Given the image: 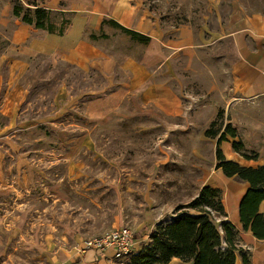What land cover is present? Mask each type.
<instances>
[{
  "label": "rangeland",
  "instance_id": "374dc122",
  "mask_svg": "<svg viewBox=\"0 0 264 264\" xmlns=\"http://www.w3.org/2000/svg\"><path fill=\"white\" fill-rule=\"evenodd\" d=\"M128 1L156 17L151 45L101 27L92 61L77 65L62 51L32 52L15 43L22 23L30 36L46 30L14 16L13 6L32 17L33 4L48 9L57 31L83 0H0V264H75L87 251H94L91 264H104L84 242L120 227L133 233L135 246L128 257L110 258L129 264L159 223L203 209L186 204L218 181L217 137L206 136L208 129L230 123L236 136L228 141L259 156L264 97L223 90L234 50L218 34L232 12L238 20L264 15V0ZM104 48L118 54L108 70ZM149 49L166 58L141 62ZM148 80L168 84L180 109L152 101ZM119 88L120 103L106 104ZM210 213L221 232L225 219Z\"/></svg>",
  "mask_w": 264,
  "mask_h": 264
},
{
  "label": "crops",
  "instance_id": "0c3cea01",
  "mask_svg": "<svg viewBox=\"0 0 264 264\" xmlns=\"http://www.w3.org/2000/svg\"><path fill=\"white\" fill-rule=\"evenodd\" d=\"M73 1V0H70ZM76 3V0H74ZM84 6L74 5L73 11L77 13L71 19L70 25L66 31L59 35L57 33L45 32L42 36H30L28 25L18 24V29L14 32L15 43L22 44L32 52L40 53H57L61 52L70 62L77 65H85L87 61H92L94 39L89 37L90 34H97L98 30L103 27L104 33L118 30L106 23L102 25L103 19H113L121 25L148 35L151 45L154 32L156 31V17L151 16L141 10L137 5H132L128 0H83ZM80 7V8H79ZM238 24V25H237ZM89 27L90 34L86 35L85 27ZM226 28L227 30L225 31ZM36 29V28H35ZM36 31V30H34ZM219 37H226L231 41L234 50V58L230 62L229 79L224 87L225 92H231L233 95L240 96L243 99H260L264 97V15L255 13L243 18H237L235 12H232L228 19L227 25L221 29ZM97 38V37H96ZM97 42V40H96ZM118 52V51H117ZM114 53V52H113ZM118 54L110 55V51L104 48V67L109 66V59L116 57ZM160 55V57L158 56ZM161 55L165 56L162 51L149 49L144 55L143 63L157 62ZM137 61V69L140 70L141 62ZM133 63H135L133 61ZM105 70V69H104ZM150 77H152L150 75ZM145 87L146 94L151 100L158 105L170 104L179 107L178 97L168 84L150 82ZM144 84V83H143ZM142 84L134 88H139ZM121 88L110 95V101L106 104H119L122 100V94L119 92ZM145 97V96H144ZM114 104V105H115ZM110 108V107H109ZM105 108L104 113L109 109ZM87 115V114H86ZM89 115V116H88ZM88 117L92 120L93 115L88 113ZM264 135V134H262ZM263 141V139H262ZM246 145V144H245ZM221 150L226 159L237 162L245 167L264 166V145L259 149L257 159H246L240 153L234 151L232 142L224 140ZM218 181L212 186L220 188L221 202L225 220L221 221L231 223L235 233V245L240 250L236 253V264L242 263V255L244 254L248 260V264H264V239H257L250 230L243 229L239 215V204L241 198L247 188L248 182L238 179L235 176H225L220 168L217 172ZM220 224V225H221ZM223 231L221 230V233ZM224 238V232L223 236ZM240 252V253H239ZM94 251H87L82 256V260L75 264H91L93 262ZM98 255L96 256V259ZM99 259V258H98ZM104 264H115L110 258V253L102 258ZM172 258L169 264L173 263ZM95 264V262H94ZM186 264V263H185ZM187 264H191L190 262Z\"/></svg>",
  "mask_w": 264,
  "mask_h": 264
},
{
  "label": "trees",
  "instance_id": "16d2710c",
  "mask_svg": "<svg viewBox=\"0 0 264 264\" xmlns=\"http://www.w3.org/2000/svg\"><path fill=\"white\" fill-rule=\"evenodd\" d=\"M32 5L31 3H28ZM35 6L33 17L28 13H22V5L13 6V14L34 28L45 29L62 35L67 25L64 24L55 30V24L50 18L48 9ZM29 9V7H26ZM102 22L117 28L131 39L141 43L150 40L148 35L127 28L113 19H104ZM104 34L101 36L103 37ZM89 37L96 39L95 34ZM206 136L217 137L216 159L217 168H220L225 176H235L248 182L249 187L243 194L239 204V215L243 229L250 230L257 239H264V166L245 167L235 161L226 159L220 143L236 136V129L230 123L224 129L206 131ZM241 142H232L234 151L246 159H256L242 150ZM186 207H202L197 214L181 212L165 223H159L150 234L151 243L142 250L134 253L129 264H169L172 258H178L191 264H236V253L240 251L235 245V233L231 223L223 222L221 228L224 232L222 238L218 225L211 217L210 211L224 215L220 197V189L209 185L203 186L197 198L186 204ZM242 263L248 264L244 254Z\"/></svg>",
  "mask_w": 264,
  "mask_h": 264
},
{
  "label": "built area",
  "instance_id": "2783aa9c",
  "mask_svg": "<svg viewBox=\"0 0 264 264\" xmlns=\"http://www.w3.org/2000/svg\"><path fill=\"white\" fill-rule=\"evenodd\" d=\"M134 246L133 233L126 227L113 229L100 238L89 239L84 242V249L95 250L103 257L110 253V257L115 260L130 256Z\"/></svg>",
  "mask_w": 264,
  "mask_h": 264
}]
</instances>
